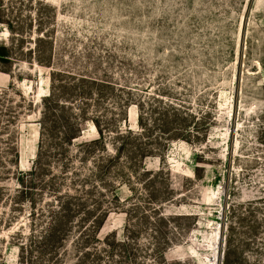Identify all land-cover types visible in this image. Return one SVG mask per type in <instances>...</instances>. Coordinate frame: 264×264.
<instances>
[{"label": "rangeland", "instance_id": "374dc122", "mask_svg": "<svg viewBox=\"0 0 264 264\" xmlns=\"http://www.w3.org/2000/svg\"><path fill=\"white\" fill-rule=\"evenodd\" d=\"M0 2V48L11 56L0 59V194L7 195L0 199V264H52L30 235L51 218L63 224L52 245L58 251L63 241L56 264L83 257L58 201L73 189V167L84 175L89 164L75 148L58 149L52 131L41 137L53 72L61 73L57 88L75 77L102 81L90 86L112 126L142 130L136 103L154 118L173 103L182 106L179 122L191 136L163 141L154 128L137 142L162 144L160 152L131 165L120 160L105 170L104 184L93 179V197L107 208L100 239L123 241L130 219L139 232L133 245L116 243L115 255L86 256L83 264H162L154 237L170 240L169 264H264V0ZM5 22L21 34L13 37ZM82 133L98 137L91 119ZM40 145L44 170L31 178ZM162 168L154 178L144 173ZM155 207L172 216L170 225L156 222Z\"/></svg>", "mask_w": 264, "mask_h": 264}, {"label": "trees", "instance_id": "16d2710c", "mask_svg": "<svg viewBox=\"0 0 264 264\" xmlns=\"http://www.w3.org/2000/svg\"><path fill=\"white\" fill-rule=\"evenodd\" d=\"M0 5L2 7L1 9H3L5 3L0 2ZM5 23L11 33L14 34L13 37L15 34H21V29L17 24L10 22ZM0 59L4 63H8L11 59L5 47L3 49L0 48ZM59 75H61L60 72H53L51 74V93L44 99L42 111L41 137L45 138V136L47 134L49 135L52 131V142L55 139L60 142L57 147L58 149L59 146L65 149L68 148L69 150L71 147L75 148L74 155L78 157L82 163L86 162L89 165L84 175L82 174L84 169L76 166L73 167L71 172V184L73 189L67 194L65 202L59 199L58 205L60 210L65 208V211L68 212L67 225L74 228L76 232L79 233L76 240L82 248L81 254L84 258L91 255L96 257H101V255L105 256V254L112 256L119 250L116 248V243H119V246L122 247L133 245L131 243H134L135 237L138 235L139 231L130 219L126 228L127 235L123 241L116 242L115 240L109 242L100 239L99 230L106 218L107 208L102 205L99 199L93 197L94 188L97 187L93 183V179H98L100 183L104 184L102 175L105 170L112 166H116L120 160L125 158L126 163L131 165L135 159H144L149 155L160 152V145L162 144L155 145L154 143L145 142L144 145L142 142H137L145 138L154 128L160 129L161 135L159 139L163 141L181 138L190 141L191 136L185 135V128L183 124L179 122L182 120L180 118L182 106H176L173 103H164V105H162L164 112L162 114L159 113L160 115L157 118H154V112H152V114L151 112L147 113L144 111V107L140 102L136 103L139 109L138 121L142 130L135 131L132 128L121 129L119 124L112 126L110 120L105 118L107 115L97 110L94 104L95 93L90 84H104L102 81L93 78L75 77L72 83L61 84L57 88L56 77ZM77 89L80 90L81 96L84 97L83 100H77L74 96H71V93H75L74 91ZM132 101L131 98H127L126 105L130 104ZM121 113L122 110L118 114H113L115 119L123 115ZM88 119H91L96 126L98 137L85 140L82 137V124ZM147 120H151V124L147 123ZM108 141L111 142L113 150L109 149ZM64 148H61V150L65 151ZM41 149L42 146L40 145L37 163L28 171L31 178H33L34 175L38 176V174L44 170L39 167V160L42 159ZM14 151V157L18 159L19 151L16 148ZM0 164H2V162ZM28 173L21 172L20 175H26ZM88 173H90V175ZM144 173L154 178L159 174H165V169H159L158 172L144 170ZM5 174V170H2L0 167V179H2ZM32 183L31 180L30 184ZM2 190L5 191L4 187L0 185V191ZM16 192L18 194L20 193L19 190ZM2 195L5 196V192H3ZM2 195L0 194V199ZM8 196L11 197V194ZM154 212L156 222L161 221L170 225L172 216L163 214L160 208H156ZM143 217L147 220L148 215ZM61 225L63 226L58 219L52 221L51 218L39 236L34 235L33 237V233L30 234L32 236V244L37 241L38 244L41 245V249L44 248L46 251H50L52 257L50 258V262H52V264H56L63 255V252H59V248L62 247L63 241H61V244H57L59 245L58 251H56V246L54 248L55 251L52 249V245L54 246L55 241L58 243V240H60L58 232ZM158 233L159 229L155 231L156 235ZM18 234L19 233H17L16 236H18ZM154 238L156 241L152 245V251H154L156 257L159 256V258L163 259L162 264H169L165 257V252L167 250L166 248H168L171 243L170 240L158 242L157 237ZM21 242L20 246L23 251L27 243ZM100 242H103V244ZM32 246L33 245L30 247L32 248ZM228 251H230V243ZM78 257V264H83V257Z\"/></svg>", "mask_w": 264, "mask_h": 264}]
</instances>
